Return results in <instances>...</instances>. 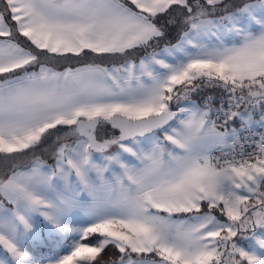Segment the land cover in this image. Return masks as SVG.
Segmentation results:
<instances>
[{"label":"snow or ice","instance_id":"6c2138e0","mask_svg":"<svg viewBox=\"0 0 264 264\" xmlns=\"http://www.w3.org/2000/svg\"><path fill=\"white\" fill-rule=\"evenodd\" d=\"M61 129L0 177V264H264V0H0V159Z\"/></svg>","mask_w":264,"mask_h":264},{"label":"crops","instance_id":"0c3cea01","mask_svg":"<svg viewBox=\"0 0 264 264\" xmlns=\"http://www.w3.org/2000/svg\"><path fill=\"white\" fill-rule=\"evenodd\" d=\"M178 38H179V36L176 39H174L173 41H168V42L162 43V44H154L151 48H149L147 50L137 49L134 52H130L127 57H122L119 55H117V56H110V55L96 56L94 54L89 53V54L84 55L83 57L77 58V57L72 56L71 54H68L66 58H59V57L53 58V57H51V59H48V62H49V66H53L57 70H63L64 67H68V66L76 67V66H80L81 64L90 63V62L99 63V64H102L103 66H106V67H111L113 65L118 66V65L122 64L125 59H134L138 62V60L143 55H145L146 51L147 52H151L153 50L158 51L160 48L164 47L165 44H175ZM20 42L22 44H25V41L23 38L20 39ZM201 95L202 94L199 92L197 95H194V97L201 96ZM215 97H216V105H218L221 97L216 95V94H215ZM216 105H214V106H216ZM237 126H239V125H237ZM104 130H106V131H104V132H106V134L109 131L110 132L112 131V129H109V128L108 129L104 128ZM63 131H65V129H61L60 133H54L52 136L45 139L44 142L39 146L41 148L43 146L45 149V152H46L45 155H40V157L49 164L53 163V157L51 154V149L54 147L55 136L62 134ZM116 133L118 134V132H116ZM106 134L104 135V137L111 135L109 133H108V135H106ZM39 147H37V148H39ZM112 151H115V149H112ZM22 162L23 163L21 164V167H26L30 164L31 161L30 162L29 161L28 162L22 161ZM10 171H11L10 160H7V161L3 160V167H2V169L0 168V177H3L6 173H9ZM75 220L80 222L81 218H75ZM72 239H73L72 236L68 235L67 239L62 242L63 246L65 247V246H67V244H70L72 242ZM53 243H54L53 241H47L44 243L35 244V243L30 241V242H28L27 246H33L34 245V246L41 247V248H44L47 245H51V246H55V247L61 246L60 244H53ZM41 256L44 257L42 254H41ZM38 257H40V256H38ZM38 264H39V262H38Z\"/></svg>","mask_w":264,"mask_h":264},{"label":"rangeland","instance_id":"374dc122","mask_svg":"<svg viewBox=\"0 0 264 264\" xmlns=\"http://www.w3.org/2000/svg\"><path fill=\"white\" fill-rule=\"evenodd\" d=\"M231 2L233 4H235V5L238 6L242 2V0H231ZM250 2H251V0H250ZM200 93L202 94L201 96H197V97H194L193 96L192 97V99L194 101H196L197 103H202L203 102V99L206 96H215V94L218 95V96H220L221 98L224 96V93L222 92L221 89H219V88H212V87H204L200 91ZM104 128L111 129L110 126H105V127L100 128L99 131H98V136L104 137V135L106 134V132H104V131H106V130H104ZM108 133L111 134V135L117 134L116 132L114 133L113 130L111 132L109 131ZM108 133L106 135H108ZM161 135H162V133H161ZM25 160L26 159H24V161ZM216 215L219 216V213L217 212ZM76 218H80V217H76ZM77 226H80L79 221H77ZM94 235H93V237H94ZM249 235H250V233H249ZM237 242L239 244H241L242 246H244V247H248V245L250 244V241H248V240H238ZM53 244H57V243H53ZM28 247H29V249H31L33 251L34 255L37 256V257L38 256L42 257L41 254L44 257L56 256V255H63L64 254V252L60 250L61 249V246L55 247V246L47 245L46 247L41 248V247H37V246H34L33 245V246H28ZM237 259H239V257H237Z\"/></svg>","mask_w":264,"mask_h":264},{"label":"trees","instance_id":"16d2710c","mask_svg":"<svg viewBox=\"0 0 264 264\" xmlns=\"http://www.w3.org/2000/svg\"><path fill=\"white\" fill-rule=\"evenodd\" d=\"M164 19L165 18H163V17L160 18L159 22L163 23ZM180 30H181V26L180 25H177L176 27H169L167 29L166 37L163 40L159 41L158 44L166 43L168 41H173L174 39H176L179 36ZM47 59H51V57H48ZM45 154H46L45 149L42 146V148L41 147L36 148L34 152L28 151V152H26L23 155L16 156L14 159L10 160V164H11V167H12V165L21 166V164L23 163L22 161H24V159H26L25 161H27V162L29 161L30 162L34 155L35 156H40V155H45ZM2 167H3V159H0V168L2 169ZM97 238H98V236L94 235V237L92 236L89 239L92 242H94ZM117 257H118V253H117L116 249H114L113 247H108L107 250L103 253V255H102L101 259H100V264H110V262L113 259H116Z\"/></svg>","mask_w":264,"mask_h":264},{"label":"built area","instance_id":"2783aa9c","mask_svg":"<svg viewBox=\"0 0 264 264\" xmlns=\"http://www.w3.org/2000/svg\"><path fill=\"white\" fill-rule=\"evenodd\" d=\"M256 131H257V132H264V129H256ZM246 151L249 153L248 158H249V159H252L253 157L250 155V153L252 152V149H251V148H248V149H246ZM217 155H218V153H217ZM228 159L230 160L231 157H228Z\"/></svg>","mask_w":264,"mask_h":264},{"label":"water","instance_id":"95a60500","mask_svg":"<svg viewBox=\"0 0 264 264\" xmlns=\"http://www.w3.org/2000/svg\"><path fill=\"white\" fill-rule=\"evenodd\" d=\"M118 135V134H117Z\"/></svg>","mask_w":264,"mask_h":264}]
</instances>
